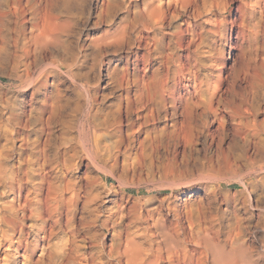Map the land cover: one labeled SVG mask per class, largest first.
Wrapping results in <instances>:
<instances>
[{
  "label": "bare ground",
  "instance_id": "bare-ground-1",
  "mask_svg": "<svg viewBox=\"0 0 264 264\" xmlns=\"http://www.w3.org/2000/svg\"><path fill=\"white\" fill-rule=\"evenodd\" d=\"M204 1L209 2L210 0ZM197 2L198 0H151L145 4L144 12H141L140 16L136 18L137 25L139 24L142 29V31L138 30L139 39L147 42V50L143 59L149 64L153 59V52H155L160 66L154 69L150 75L147 71V64L143 74L137 70L138 73L132 80L136 86L133 93L132 86L130 87V84H133L130 77L121 75L116 68L111 70L109 77H111L112 83L121 87L125 82L127 84L125 96H120L124 100L122 101V98L120 102L117 100L119 103L115 104V109L111 108L112 105L109 109H104L105 106L104 108L98 107L97 92L96 90V93L90 92L91 87L86 91H84V87L78 100L75 99V102L73 100V105H71L69 104L71 102L64 99L65 96L57 87L58 85L54 90L49 91V84H45V99L42 100L41 106H32L27 114L25 126L29 128L30 132L36 128L39 133L37 142L30 143V154H26L14 163L0 157V264H112L113 261L115 264H264V239L258 246L247 237L248 226L244 225V221L242 222L241 217H238L239 215L235 211L234 213L238 216L234 214V222L216 225V221H219L218 216L213 215V212L200 203L201 201L196 205H188L184 213L179 211L180 214L177 213L178 218L175 223L168 225L163 221V223L156 221L152 227H146L145 232L142 231L136 235L130 234V231L124 234L123 230L113 225L111 226L113 228L112 237L109 240H102V246L100 250H97V256L89 257L86 253L80 252L78 237L84 229L91 227L94 218H87L79 213L83 209L86 210L99 196L94 190L96 177L92 175L90 166L96 168L101 176L102 166H106L102 165L104 158L102 155L105 151L103 140L104 142L108 140L117 142L120 139L126 126L124 114L131 113L136 105L138 122L136 121L137 125L135 122H129L128 126L131 129L134 126L139 128L148 126L150 120L153 123L157 119H165L166 122L171 121V123L168 125L165 122V126L161 125V127L163 131L165 130V134L167 131L170 136L179 134L177 133L179 131L190 134L201 133L214 123L217 124V129H221L223 133L224 129L222 130V128H225L229 116L241 129L242 127L253 128L252 131H255V135L261 131L264 132V122L258 124L256 117L262 113L264 101V0H240L237 15L235 14L236 17H232L230 22L226 19L227 16L218 21V14L213 12H210L211 17L207 19L203 17L208 26L211 25L215 28H217L216 21L225 26L230 23L233 30L237 28V40L245 39L247 41L246 48L242 49L241 56H239L241 59L240 70L227 78L228 86L225 90L220 88L223 82L221 78H218V82H214L213 78L208 75L209 73L202 72L203 67L207 64L203 60L205 55L201 56V45L206 43L209 34L208 37L203 36L202 33L199 35L195 31L196 29L192 34H189L191 35L189 47L195 46V50L193 49L195 57L192 59L193 57L188 55L189 59L185 64L183 58L179 56L180 54L167 53L166 43L164 45L158 36V32L163 31L165 27L169 12L172 13V18H176L179 15L178 10L187 12L192 8V12L196 16H202ZM7 4L8 0H0V31L10 26L9 12L5 7ZM227 7L226 4L224 11H220L221 15L228 12ZM31 9H34L35 31L29 38L31 37L35 53L39 54L41 59V61L34 59L33 64L36 63L40 69L38 70L39 74L35 77L33 64L27 60L21 78H25L24 81L28 82L29 86L35 87L48 74L51 67L61 69L72 66L73 63L70 65L69 59L75 58L76 51L68 45L67 38H63L69 25L66 27V21L62 20L59 11L56 12L55 4L46 8L43 13L41 12V17H39L38 8L32 7ZM17 11L21 16L24 9L19 6ZM205 15L207 16L206 13ZM19 20L21 19L19 18ZM15 23L17 25V21ZM127 26L129 27V25ZM128 27H126L127 31ZM186 28L188 29V27ZM223 28L222 30H224ZM214 31L210 29L204 33L206 35L210 32L212 36ZM216 33L219 32L216 31ZM176 34L180 38L179 43L182 42L184 30L180 28ZM219 34H222V39L228 40L227 33L220 30ZM121 38L117 36V39ZM122 39L119 41L125 40ZM129 42H132V38ZM28 43L31 45V41ZM121 44L123 45L122 42ZM216 44L218 45V43ZM173 47L176 48L175 45ZM207 47L210 60L213 62L209 66L214 67L218 61H215L213 57L218 50L216 51L210 43L207 44ZM27 48L25 47V49ZM190 51L192 52V50ZM24 53H27L28 56L31 55L28 52ZM246 53L249 54V58L246 57V60H242ZM44 55L50 56L53 61L44 64ZM31 57L34 58V56ZM64 57L67 59V63L61 59ZM59 58L64 62L57 61ZM39 61L40 63H38ZM183 79L189 82L188 86L184 88V92L180 83ZM178 84L180 85L178 86ZM39 90L40 88L36 89L33 94L38 93ZM68 105H71V113L67 111ZM221 109L226 114L222 113ZM76 122H80L78 133L81 138V146L86 151L88 163L86 171L78 179H73L72 170L80 165V158L76 159V149L72 144L73 138H69L72 130L77 126ZM57 127H61L59 128L61 130L56 135ZM155 131L157 132V129ZM96 133H100L102 141L99 140V136L95 137ZM244 133L247 132L244 131ZM54 137L59 141L52 151ZM252 144L255 145V141ZM256 146L255 154L260 157L261 162H264V141L261 142L260 147L259 144ZM251 161L254 162V158ZM261 167L264 168V164ZM246 176L240 178L242 188L239 193L244 198L243 203L254 207L258 201L257 193L261 192L263 194H260L264 195V178L247 182L245 181ZM103 181L104 185L108 186L107 182ZM245 203L244 206L247 208ZM123 212L122 206L119 205L111 213V216L113 213L121 216ZM181 214L183 216H179ZM108 222V219L104 220V227H110ZM184 222L187 223V226ZM39 249L42 253L35 260L34 256ZM22 251L23 253H21ZM20 256L23 257V260H18Z\"/></svg>",
  "mask_w": 264,
  "mask_h": 264
},
{
  "label": "rangeland",
  "instance_id": "rangeland-1",
  "mask_svg": "<svg viewBox=\"0 0 264 264\" xmlns=\"http://www.w3.org/2000/svg\"><path fill=\"white\" fill-rule=\"evenodd\" d=\"M150 1L151 0H8V4L5 5V7L8 9L9 16L12 17L10 18L8 16V20L10 19V26L3 28L2 30L4 32H1L2 30L0 31L1 158L10 161V163H14L19 158L26 156V154H30V143L33 141L37 142L39 133H37L36 128L30 132L28 130L29 128L25 126L27 114L32 106H41L42 100L45 99L46 83L49 84V91L54 90V88H56L55 86L58 85L57 87L60 88L62 94L65 96L64 99L66 98L71 102L69 103L71 105H73V100L74 102L78 100L79 95L83 93L85 87L84 91L92 88L90 92H97L98 107L104 108L105 106L104 109H109L112 105L111 108L115 109L116 103H119L120 99L125 96L127 84L125 82L121 87L112 83L113 81H111V77H109L111 70L116 68L121 75H125L128 78L130 77V81L133 83L130 84L133 93L136 90V86L132 80L135 79L138 71L143 74L147 64V71L150 75L154 69L160 66L159 59L155 56V52H153V59L149 64L144 61L143 55L147 50V42L143 39H139L140 35H138V30L142 31V29L139 24L137 25L138 22L136 18L140 16L141 12H144L145 4ZM52 4H55V10L56 12L59 11L58 13L62 20L66 21V27L69 25L63 38H67L66 42L68 40V45L74 48L73 50H75L76 53L75 51L73 52L76 56L74 59H69V64L71 65L73 63L72 66H66L61 69H56V67H54V69L51 67V70L49 69L48 74L43 77L40 83H37L35 87L29 86V83L24 81L25 78H21L24 73L23 69L25 62L29 61L33 64L34 59H40V55L35 53V46L31 37L29 38L30 35H33L31 33L35 31L33 21L34 9L31 8H38L39 17H41L44 10L51 7ZM197 4L202 16H196L192 12V8L187 12L178 10L177 12L179 15L177 14L178 16L176 18H172V13L169 12L165 27L163 31L161 30L158 32V36L162 39L161 41L164 45L166 43L167 53L174 52L175 54H180L179 56L183 58L182 60L185 64L190 56L193 57L192 59L195 57V46L191 45V47H189L191 41V35L189 34H192L195 29L199 35L202 33L203 36L208 37L209 34V39L206 38V43L204 42L205 45H201V56L205 55V57L203 56L205 58L203 60L207 64L203 67L202 72L209 73L208 75L213 78L214 82H218V78H221L223 82L220 88L225 90L228 86L227 78L240 70L241 59L239 56H241L240 53L242 49L246 48L247 41L245 39L237 40V28L233 30L230 23L225 26L220 25L218 21L227 16L226 19L230 22L232 17H236L240 0H210L209 2L198 0ZM226 4L228 5V12H224L221 15L220 11H224ZM19 6H22V9H24L23 16H19L20 13L17 11ZM210 12L218 14V21H216L217 28L211 25H209V27L208 24L205 23V19L212 16ZM203 17L205 19H203ZM19 18L21 20H19ZM16 21L17 25H15ZM7 24L9 25V23ZM127 25H129V27ZM126 27H128V31ZM186 27H188V29ZM180 28L184 30L185 34H183L184 40L179 43L178 40L180 38L177 37L178 34H176V32H178ZM222 28L224 30H222ZM210 29L212 31L215 30L212 32V34H214L211 36L210 32H208L205 35L204 32ZM131 30L133 31L130 32ZM220 30L221 32L227 33L228 40L221 38L222 34H219ZM216 31L219 33H216ZM118 33L119 35H117ZM124 35L126 36L125 38ZM183 35H181V37H183ZM117 36L118 38L122 37L125 39L121 41L123 45L119 41L122 38L117 39ZM128 38L129 40L132 38L133 43L129 42ZM27 40H29L28 42L31 41V45L28 42L24 43ZM213 41H217L216 43H218V45ZM208 43H210L212 47H215L216 51L218 50L217 52L215 51L216 53L213 59L215 58V61H218L219 65L217 64L214 67L209 66L213 62L210 60L209 51L207 52L209 49L207 47ZM26 44L28 46H25ZM174 45L176 47L175 49L173 47ZM25 47L28 48L25 49ZM101 50L103 51L100 52ZM190 50H192V52ZM24 52H28L29 55L31 53V55L28 56L27 53ZM219 52L220 55H218ZM208 54L209 56H207ZM31 56H34V58ZM44 56V64L53 61L50 56ZM243 56L245 57L242 60H246V57L247 59L249 58L248 53ZM61 59L64 61L67 60L65 57ZM40 61L38 63H40ZM57 61L61 62L62 60L60 61L59 58ZM39 69L40 67L38 65L36 66V63L35 65L33 64L35 77L39 74ZM180 83L183 87L182 91L184 92V88L188 86L189 82L183 79ZM179 85L180 84H178V86ZM38 88H40L38 93L33 94ZM93 88L94 91H92ZM123 100L122 98V101ZM82 102H84V100H82ZM71 105H68L67 111L69 113H71ZM136 106L133 109L134 112L132 111L128 115L124 114L126 126L124 127L123 135L120 139L117 142L111 140L104 142L103 140L105 151H103L102 157L105 159H102V165L106 166H102L103 171L101 170V176L96 168L90 166L92 175L96 177L94 190L99 196L86 210L82 208L83 210L79 213V215H85L87 218H94L91 227L84 229L78 237L80 252L86 253L89 257L97 256V250L101 249L102 240H109L112 237L113 228H111V226L113 225L123 230L124 234L130 231V234L136 235L142 233V231L145 232L147 230L146 227H152L156 221L161 223L164 222L168 225L175 223L179 211L180 213H184L188 205H196L199 201H201L200 203L207 207L209 211L213 212V215L218 216L219 221H216V225L219 223L229 224L234 222V214L237 213L239 216L236 215L241 217L242 222L244 221V225L248 226L247 237L252 239L256 245L260 246L261 240L264 239V195L258 192L257 204L254 207H250L244 202L247 207L245 208L243 203L244 198L240 195L239 190L242 188L240 185V178H242V176L244 177L247 175L245 179L247 182H253L260 178H264V168L261 167L264 162H261L260 157L255 154L256 144H259L260 147L261 142L264 141V132L261 131V133L259 132V134L255 135V131H252L253 128L242 127L241 129V127L237 126L229 116L227 117L225 128H222V130L224 129L223 133L221 129H217V124L214 123L210 125V129L206 128L201 133L190 134L179 131L177 132L179 134H171L172 136H170L167 131L165 134V130H162V127L165 126L164 124L167 123L169 125L171 123V121L166 122L165 119H157L153 123L152 120H150L148 126L145 125L146 127L143 126L139 128L138 126H134L135 129L134 127L131 129L130 126H128L129 122H135L136 125L138 122L136 115L138 109ZM222 113L226 114L224 110H222ZM77 117L78 114L76 118ZM127 117L129 118L128 121ZM256 117L258 119V124L264 122V101L263 111ZM76 123L77 128L75 127L72 130L69 137L73 138L72 144L76 149V159L78 158L77 160H79L80 158V165L72 170L71 176L73 179H78L79 176L86 171V165L88 163L86 151L81 146V138L78 133L80 122ZM57 128L56 135L61 130L59 129L61 127ZM155 129H157V132ZM244 131L247 133H244ZM96 136H99V140L102 141L100 133H96L95 137ZM247 137L251 140L245 139ZM253 140L255 141V145L252 144V142L254 143ZM257 140H259L260 143ZM57 141L59 140L54 137L52 141V151H54L58 143ZM251 158H254L255 161L252 162ZM251 171L253 172L251 173ZM103 180L107 182L108 186L104 185ZM177 184L181 185L176 186ZM117 204L118 206H122L124 212L121 216L114 213L111 216V213L118 208ZM234 211L236 213H234ZM139 214L140 216H138ZM179 216H183V214ZM107 219L109 220L108 223L110 227L106 228L103 223L104 220ZM118 222L119 224H117ZM184 224L187 226L186 222H184ZM57 240H59V238H57ZM21 253H23V251ZM41 253L42 251L39 249L34 259H38ZM18 260H23V257L20 256ZM112 264H115V262L113 261Z\"/></svg>",
  "mask_w": 264,
  "mask_h": 264
}]
</instances>
